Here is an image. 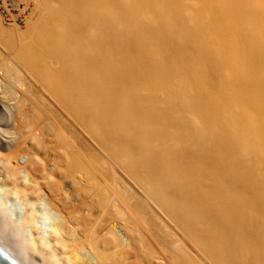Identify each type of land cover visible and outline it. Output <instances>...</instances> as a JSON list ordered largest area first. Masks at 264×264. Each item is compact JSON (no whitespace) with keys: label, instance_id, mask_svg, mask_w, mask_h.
Here are the masks:
<instances>
[{"label":"bare ground","instance_id":"6f19581e","mask_svg":"<svg viewBox=\"0 0 264 264\" xmlns=\"http://www.w3.org/2000/svg\"><path fill=\"white\" fill-rule=\"evenodd\" d=\"M18 1L0 16L12 257L264 264V0Z\"/></svg>","mask_w":264,"mask_h":264},{"label":"rangeland","instance_id":"374dc122","mask_svg":"<svg viewBox=\"0 0 264 264\" xmlns=\"http://www.w3.org/2000/svg\"><path fill=\"white\" fill-rule=\"evenodd\" d=\"M20 7V2L18 0H0V16L3 20V23L8 26V24H11L10 22V16H14V12L16 9ZM29 11V9H28ZM16 24L17 26L19 25L18 28H23V22L21 18L16 19ZM87 147H88V142L86 141ZM49 214L50 211L47 210ZM54 214V213H53ZM53 214H51V217H56ZM40 262V261H39Z\"/></svg>","mask_w":264,"mask_h":264},{"label":"clouds","instance_id":"9594fccd","mask_svg":"<svg viewBox=\"0 0 264 264\" xmlns=\"http://www.w3.org/2000/svg\"><path fill=\"white\" fill-rule=\"evenodd\" d=\"M7 260L8 264H17L15 260H13L7 253L0 249V264H4V261Z\"/></svg>","mask_w":264,"mask_h":264},{"label":"water","instance_id":"95a60500","mask_svg":"<svg viewBox=\"0 0 264 264\" xmlns=\"http://www.w3.org/2000/svg\"><path fill=\"white\" fill-rule=\"evenodd\" d=\"M0 249H3V251L5 252V253H7L8 254V256H10L13 260H15L13 257H12V255L4 248V246L0 243ZM16 261V260H15ZM17 262V261H16ZM4 264H8V261L7 260H5L4 261ZM17 264H19L18 262H17Z\"/></svg>","mask_w":264,"mask_h":264}]
</instances>
